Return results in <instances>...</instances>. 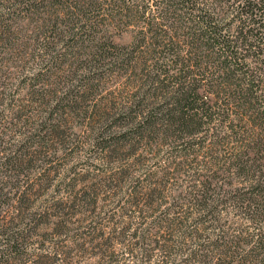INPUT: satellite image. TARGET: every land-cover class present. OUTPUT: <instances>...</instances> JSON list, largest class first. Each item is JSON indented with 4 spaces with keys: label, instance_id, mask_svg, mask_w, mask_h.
Instances as JSON below:
<instances>
[{
    "label": "trees",
    "instance_id": "trees-1",
    "mask_svg": "<svg viewBox=\"0 0 264 264\" xmlns=\"http://www.w3.org/2000/svg\"><path fill=\"white\" fill-rule=\"evenodd\" d=\"M50 6L67 20L49 18ZM3 7L12 10L0 11V47L15 33L13 16L41 17L36 36L9 43L23 59L31 50L29 69L62 63L55 52L68 37L64 45L82 68L140 73L145 93L129 111L107 117L118 133L94 143L104 161H121L102 183L112 231L95 236L103 221L90 223L83 243L103 250L94 264H264V0H0ZM119 29L129 41L115 40ZM44 69L26 75L30 95L49 91L39 85ZM69 98L56 95L53 112L40 116L33 140L19 139L17 154L6 146V169L23 171L60 134L64 119L54 112L60 104L72 111ZM159 155L164 163L152 161ZM27 187L11 232L29 206ZM87 194L79 200H93L90 215L100 196ZM7 236L13 248L19 237Z\"/></svg>",
    "mask_w": 264,
    "mask_h": 264
},
{
    "label": "rangeland",
    "instance_id": "rangeland-1",
    "mask_svg": "<svg viewBox=\"0 0 264 264\" xmlns=\"http://www.w3.org/2000/svg\"><path fill=\"white\" fill-rule=\"evenodd\" d=\"M10 9L12 7L0 8L1 14H7L6 11ZM48 11L51 12L49 18L52 16L56 19L58 15L59 19L67 20L54 6L48 7ZM12 18L15 33L5 45L7 47H0L4 49L0 55V129L6 131L2 136L0 134V154L5 150L10 152L7 145H12L14 154H17L21 143L19 139H34L39 129L37 125L42 120L40 116L53 112L51 103L56 95L70 97L73 109H64L62 104L56 108L58 110L54 112V116L64 119L61 132L48 147L33 155L31 163L28 160L29 167L23 171H15L6 169L0 161V225L7 222L6 233L0 231V264H94L99 259L96 253L100 252L102 256L103 250L92 249L91 245L83 243L91 239L88 232L91 231L90 223L99 226L100 221H103L104 227L100 226L99 230L94 231L95 236L102 231L105 235L112 231L105 213L106 209H111V205L103 207L106 205L103 200L106 193L102 183L121 165V161L117 159L104 161L100 149L94 143L100 135L118 133L120 129L110 126V121L119 113L129 111V107L137 101L135 99L145 93V89L141 87L140 73L136 72L135 76L132 71L127 72L117 66H110L105 73L101 70L94 72L89 70L87 63L82 68L75 61L73 53L65 47L70 43L67 42L70 38L65 37L55 52L64 61L50 68L41 65L45 69L39 85L48 84L49 91L30 95L25 86L26 75L31 76L41 68L37 64H33L35 70L26 66L30 62L25 64L24 61H32L30 49L24 51L23 59L20 50L11 48L9 43L26 39L31 31V35L36 36L44 28L40 24L41 17L36 15H25V19ZM120 31H113L115 40L129 41L130 34H119ZM74 90H80L83 94L71 97ZM20 112L23 115L18 122L16 114ZM107 117L111 120L107 121ZM104 118L106 120L103 123L97 122ZM25 120L27 124H24ZM95 128L98 129L94 131ZM22 131L26 132L23 136ZM98 146L100 147L99 144ZM163 149L169 151L167 147ZM161 155L152 161L158 162L161 159L164 163L165 156ZM155 167L156 165L152 166V169ZM25 185L28 186L26 194L29 206H23L11 232L9 221L15 217V212L12 211L19 204L18 198ZM87 192L92 193L91 196H100L97 209H93L90 215L93 208L90 203L93 200H79L88 195ZM9 233H16L19 237L13 243V248L7 245ZM98 242L100 240L96 241ZM118 248L121 253L124 251L121 244ZM125 258L128 259L122 255L120 259ZM135 260L130 263L136 264Z\"/></svg>",
    "mask_w": 264,
    "mask_h": 264
}]
</instances>
